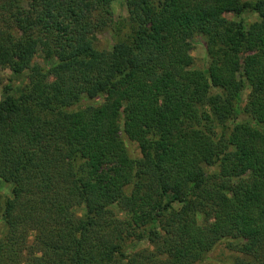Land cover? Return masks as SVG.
Wrapping results in <instances>:
<instances>
[{
	"label": "trees",
	"instance_id": "1",
	"mask_svg": "<svg viewBox=\"0 0 264 264\" xmlns=\"http://www.w3.org/2000/svg\"><path fill=\"white\" fill-rule=\"evenodd\" d=\"M0 66V264H264V0H0Z\"/></svg>",
	"mask_w": 264,
	"mask_h": 264
},
{
	"label": "rangeland",
	"instance_id": "2",
	"mask_svg": "<svg viewBox=\"0 0 264 264\" xmlns=\"http://www.w3.org/2000/svg\"><path fill=\"white\" fill-rule=\"evenodd\" d=\"M24 2L25 0H21ZM245 1H252V0H245ZM109 16L114 19L118 20L120 18L125 17L126 9L124 3L122 1L112 2L108 5ZM225 17L229 20L238 21L242 20L245 24H249L256 20V16L249 11L241 13L238 17L232 16L230 14L225 15ZM93 43L94 46L98 49H109L111 44L113 43L111 35L108 31H103L101 33L93 35ZM203 38L201 36L194 35L189 38V43L191 46L190 49V56L192 58L193 67L195 69H205L208 64V59L205 55L203 49ZM34 63L39 65H43L42 59L39 55H36L33 59ZM27 81V70L22 71L19 74H13L10 72L9 69L0 66V102L5 101V99L9 96H14L18 90H20ZM241 95L242 102L245 99L247 94V90H243ZM115 91L112 90L111 92L104 94L102 97H99L97 103H101L104 100H110ZM126 148L128 149V153L132 156H138V150L136 146L130 145L125 143ZM10 196V186L7 184H3L0 182V200ZM74 212L77 215L81 214V211L75 209ZM0 224V229H1ZM230 252L223 246L217 245L212 252L209 254V260L211 262L215 261H226L230 258ZM208 260V261H209Z\"/></svg>",
	"mask_w": 264,
	"mask_h": 264
}]
</instances>
